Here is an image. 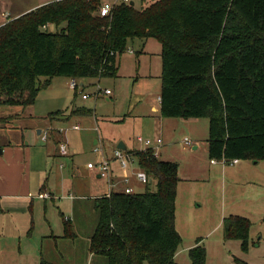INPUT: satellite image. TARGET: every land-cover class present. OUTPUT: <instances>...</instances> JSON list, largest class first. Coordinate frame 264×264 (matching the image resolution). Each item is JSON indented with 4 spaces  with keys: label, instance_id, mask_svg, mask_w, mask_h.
I'll use <instances>...</instances> for the list:
<instances>
[{
    "label": "trees",
    "instance_id": "1",
    "mask_svg": "<svg viewBox=\"0 0 264 264\" xmlns=\"http://www.w3.org/2000/svg\"><path fill=\"white\" fill-rule=\"evenodd\" d=\"M101 4L55 0L0 27V107L33 106L54 78H116L130 45L154 39L162 49L161 116L208 119L212 161H264V0H158L141 10L122 3L107 18L98 16ZM125 153L157 189L95 199L99 219L90 251L107 264H178L179 165L158 159L153 149ZM63 221L64 237L74 240L72 223ZM224 226L226 240L248 253L252 222L232 215ZM189 257L190 264H207V249L198 245Z\"/></svg>",
    "mask_w": 264,
    "mask_h": 264
},
{
    "label": "rangeland",
    "instance_id": "2",
    "mask_svg": "<svg viewBox=\"0 0 264 264\" xmlns=\"http://www.w3.org/2000/svg\"><path fill=\"white\" fill-rule=\"evenodd\" d=\"M8 1L12 4L19 2L18 6L21 2L23 6L36 2V0ZM157 1L133 0L136 8L140 10ZM2 6L0 2V19L1 13L4 12ZM49 31L57 30L50 26ZM129 48L136 54L130 55L126 52L121 57V66L116 78L89 79L87 87L84 88L80 84L77 95L75 90L70 88L72 79L54 78L53 84L40 91L34 104V114L37 117L57 110L67 114L66 120L60 122V125L57 124V127L53 126L57 130H52L51 136L59 134L57 131L67 130L64 138L70 145L69 156L73 155L72 158L63 157L62 160L65 166L63 170L68 173L67 177L70 180L66 197L55 193L56 201L50 202L48 212L44 215L42 210L36 216L78 217V221L74 223L77 224V242L83 246L89 244L99 219L95 209L97 197L94 196H98L96 194L102 188L105 192H109V188L112 192L117 191L115 187L110 186L108 180H98L93 172L88 170L87 164L91 160H99L102 153H105L104 148L111 149L122 139L128 142L131 150L134 147L137 150L146 148L135 142L139 135V124L135 120L142 111L151 114L148 106L159 96L162 87L160 44L154 39L135 40ZM144 76L148 78L142 80ZM135 79L136 84L132 87ZM44 80L45 78L41 79L42 82ZM99 90L102 92L110 90L113 95L106 96L103 93L98 97L96 94ZM83 94L88 96V100L83 99ZM77 108L91 110V114L86 116L73 114L72 111ZM164 121L166 125L160 134L165 146L157 152L162 153L161 160L169 159V162L179 165L178 173L183 179L178 185L176 198V229L183 237L179 248L181 253L176 262L190 264L187 247L203 240L208 249L207 264H235L234 258L244 261L248 259L250 264H264V161L259 164H255L258 162L254 161H241L234 167L217 164L216 168L212 167L210 170L209 120L164 118ZM48 122L43 126H48ZM75 125L80 127L79 132L73 131L72 127ZM146 133H152L151 129L146 128L145 135H142L144 138L147 136ZM96 139L100 140V146L97 147L102 152L100 154L94 151ZM187 139L192 142L191 146L186 144ZM197 145L199 149L194 150ZM57 164L56 161L53 170ZM156 184V180L149 178L148 188L151 192L156 191ZM127 185L129 184H122L120 189L125 190ZM133 187V194H138L143 188L144 191L146 189L144 184L139 183L138 187L141 188H135V184ZM223 187L226 197L223 196ZM231 215H239L252 222L250 242H255L256 245L251 246V253L247 256H245L247 253L242 252L239 241H229L225 238L224 220ZM60 257L57 251L54 255L55 260H52L61 264L58 261ZM64 258L68 260L66 264H71L68 263L69 254H65ZM87 262L86 259L83 261L84 264Z\"/></svg>",
    "mask_w": 264,
    "mask_h": 264
},
{
    "label": "crops",
    "instance_id": "3",
    "mask_svg": "<svg viewBox=\"0 0 264 264\" xmlns=\"http://www.w3.org/2000/svg\"><path fill=\"white\" fill-rule=\"evenodd\" d=\"M54 1L55 0H36V2L28 6H23V2H21V5L18 6L19 2L12 4L9 3L8 0H0L4 9V12L1 13L0 27L10 20L19 18ZM104 1L108 0H102V2ZM132 44H134V42ZM131 51H133V53H131ZM127 52H129L130 55L136 54V52L130 48H128ZM120 59L118 60L119 68L121 66ZM147 78L148 76H144L141 79L144 80ZM138 79L140 80L139 77ZM51 84H53V82ZM80 84L85 88L88 85V81H80ZM134 84H136V79L132 87ZM77 91L78 90H75V95L78 94ZM161 91L162 87L159 92V96L152 102L151 105L148 106L152 115L146 114L142 111L143 114L141 112V114L136 117L138 118L135 120V122L138 121L139 124V135L136 137L135 142L137 141L138 137L144 138L142 135H145L144 133L146 132V128L151 129L152 133H146L147 136L144 139H151L154 141L157 139H162V134H160V132L163 130V126L166 125V121H164V118L161 116ZM102 94L103 92L100 93L98 97ZM84 95L85 94H83V96ZM112 95L113 94L111 93L109 96ZM34 109L35 105L27 108L0 107V118L6 119L0 124V264H41L43 259L52 264H58L57 261H53L55 260L54 255L57 251H59V255L61 256L60 260H58L61 264H66L65 262L68 261L64 258L65 254H69L70 260L68 263L71 264H84L83 261L85 259L88 261L87 264H107V261L104 257L91 253L90 241L86 246L78 244V231L76 232L77 224H74L76 221H78V217L65 216L57 218L36 216L39 211L42 212L43 210L44 215L48 212L50 202L54 203L56 201L57 196L55 193H60L62 197H66V192L69 190L68 183L70 180L67 177L68 173L63 170L65 168V166H63L64 164H62L64 156H62L59 151L60 144L62 142H67L64 138V134H61L57 131L59 134L50 136L46 142L43 141L41 137L43 130L48 128L57 130L54 129L53 126L55 125V127H57V124L66 120L68 118L67 114L51 120L48 118V116L50 114L59 112L58 110L56 112H50L47 115L41 117H37L34 114ZM75 110L76 109L73 111ZM47 121H49L48 126H43V124H45ZM121 142H124L127 149L131 150L129 148L128 142L125 139H122L111 149L103 147V151L105 152L104 155L112 159L114 151L118 149V145ZM136 143L141 144L138 141ZM99 146L100 140L96 139L94 141V147L97 148ZM164 146V141L162 139V145L157 147L156 151L161 150L164 148ZM146 149L147 148L137 150L134 147L132 150L144 151ZM197 149H199L198 145L194 147V150ZM156 153L157 158L161 160L162 153ZM69 157L72 158L73 155H70ZM102 157L103 156H101L97 161L91 160L87 165L90 163H99ZM56 161L58 164L56 165V169L53 170ZM130 161L131 170L129 168L130 180L128 183L123 182V172L119 162H112V180L116 185L115 188L117 191H123L120 189L122 184H129L126 186V188L129 187L132 190L134 189V184L135 188L138 189L141 188L138 187V183L143 185L135 176L136 172L141 171L138 167L137 160L131 156ZM162 161L169 162L170 160L166 159ZM259 163L260 162L255 164ZM216 166L217 164H213L212 160H210V170L212 167L216 168ZM88 170L93 172L98 180L102 179L94 171L90 170L89 168ZM134 177L136 178L135 180ZM182 180L183 179L181 178V182ZM145 188H147L146 185ZM111 192L112 191H110V188L109 192H105V190L102 188L96 194L98 196L94 197H104L109 195ZM144 192L145 191L143 188V190L139 191L138 193ZM40 194H48L50 198L40 199ZM223 196H225L224 187ZM64 218L65 220L70 221L73 225V230L76 235L74 240L66 239L64 237ZM252 243V245H256L255 242ZM198 245H202L207 249L203 243V240H199L194 245L188 246L186 250L189 251ZM180 253L181 252L179 251L176 255V261ZM250 253L251 249L249 253L245 254V256L249 255ZM245 261L250 264L248 259H245Z\"/></svg>",
    "mask_w": 264,
    "mask_h": 264
},
{
    "label": "built area",
    "instance_id": "4",
    "mask_svg": "<svg viewBox=\"0 0 264 264\" xmlns=\"http://www.w3.org/2000/svg\"><path fill=\"white\" fill-rule=\"evenodd\" d=\"M57 1H62V0H57ZM133 0H114V1H104L102 2L101 6L99 7L98 9V16H100L101 18H107V17H110L114 8L117 6V5H120L122 3H132ZM131 53H133V51H131ZM80 86V81L79 80H76V79H72V82H71V88L73 90H77ZM100 93H102V90H99L97 92L96 95H99ZM106 96H109L111 94V92L109 90H106L103 92ZM88 96L87 95H84L83 96V99H87ZM73 130L75 131H79L80 130V127L79 126H74L72 127ZM53 129L52 128H48L46 130H43L42 131V134H41V137H42V140L43 141H48L49 137L51 136V131ZM59 133L61 134H66L67 130H60L58 131ZM137 141L139 143H141L142 145H144L147 149H153L154 152H155V156H157V147H160V145H162V139H157V140H151V139H144L142 137H138ZM186 144L191 146L192 145V142L190 140H186ZM155 146V147H154ZM59 151H60V154L64 157L68 156L69 155V145L67 142H62L60 144V148H59ZM95 152L96 153H102L100 151V149L98 148H95ZM102 159L99 163H90L88 165V168L92 171H94L96 174H98L102 179H106L108 180V182L110 183V186L113 188V187H116V185L113 183V180H112V169H111V165H112V162L116 161V162H119L120 164V167L122 169V172H123V182L124 183H128L129 180H130V170H131V161H130V155H127L125 153V151H122L120 149H116L114 151V154H113V158L110 159L108 158L106 155H104V153H102ZM213 164H222L223 167L225 166H229V167H233V166H236L240 163L239 160H233L231 162H226V160H222V161H215L213 160L212 161ZM130 168V170H129ZM136 178L138 179L139 182H141L142 184L144 185H148L149 183V177L148 175L143 172V171H139V172H136L135 174ZM119 191V190H118ZM117 191V192H118ZM114 192V191H113ZM122 192H125L127 194H132L133 193V190L129 187L125 188V190H123ZM112 193V192H111ZM109 193V195L111 194ZM39 198L40 199H48L50 198V196L48 194H40L39 195Z\"/></svg>",
    "mask_w": 264,
    "mask_h": 264
},
{
    "label": "water",
    "instance_id": "5",
    "mask_svg": "<svg viewBox=\"0 0 264 264\" xmlns=\"http://www.w3.org/2000/svg\"><path fill=\"white\" fill-rule=\"evenodd\" d=\"M131 6H134L135 5V2H132L130 4ZM118 149L122 150V151H127V147L126 145L124 144V142H121L119 145H118ZM0 154H1V151H0Z\"/></svg>",
    "mask_w": 264,
    "mask_h": 264
},
{
    "label": "flooded vegetation",
    "instance_id": "6",
    "mask_svg": "<svg viewBox=\"0 0 264 264\" xmlns=\"http://www.w3.org/2000/svg\"><path fill=\"white\" fill-rule=\"evenodd\" d=\"M126 152V151H125Z\"/></svg>",
    "mask_w": 264,
    "mask_h": 264
}]
</instances>
